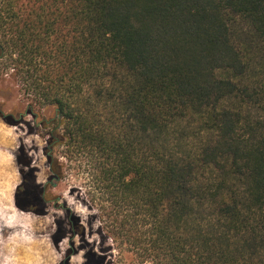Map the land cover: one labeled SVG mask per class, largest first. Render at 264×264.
I'll return each mask as SVG.
<instances>
[{
  "label": "trees",
  "instance_id": "trees-1",
  "mask_svg": "<svg viewBox=\"0 0 264 264\" xmlns=\"http://www.w3.org/2000/svg\"><path fill=\"white\" fill-rule=\"evenodd\" d=\"M0 78L55 111L36 126L96 223L83 264H264V0H0ZM18 161L15 206L45 214Z\"/></svg>",
  "mask_w": 264,
  "mask_h": 264
},
{
  "label": "rangeland",
  "instance_id": "rangeland-1",
  "mask_svg": "<svg viewBox=\"0 0 264 264\" xmlns=\"http://www.w3.org/2000/svg\"><path fill=\"white\" fill-rule=\"evenodd\" d=\"M26 109L27 115L18 119L19 113ZM2 113L6 116L3 117ZM54 116L53 108L31 105L14 83L0 78V259L8 256L14 264H29V261L49 264L56 257H59L57 264H83L86 246H97L98 243L96 223L86 224L90 211L69 192L72 187L78 188L77 180L66 177L57 182L49 172L46 155L50 145L46 141L48 131L36 124L49 121ZM20 149L30 160L41 184L55 182L54 186L46 189L48 202L45 214L21 211L14 204V191L21 181ZM57 196L60 197L58 200L55 199ZM66 207L80 215L86 224L85 229L77 228L76 234L68 232ZM7 225L13 227L9 229ZM24 225L28 227L24 228ZM58 226L65 233L59 243L54 244L53 234ZM102 246L114 245L108 239ZM69 247L74 249L70 253ZM74 257L78 259L74 260ZM111 260L112 264H152L149 261L131 263L120 260L115 250Z\"/></svg>",
  "mask_w": 264,
  "mask_h": 264
},
{
  "label": "clouds",
  "instance_id": "clouds-1",
  "mask_svg": "<svg viewBox=\"0 0 264 264\" xmlns=\"http://www.w3.org/2000/svg\"><path fill=\"white\" fill-rule=\"evenodd\" d=\"M81 211H83V209H81ZM7 227L9 229H11L13 226L12 225H7ZM19 227V226H18ZM24 228H27L28 226L27 225H24L23 226ZM59 259V257H56L54 259H52L49 264H57V260ZM78 258H75L74 257V260H77ZM0 264H14V261L8 257V256H5L3 259H0ZM29 264H40V261H35V262H32V261H29Z\"/></svg>",
  "mask_w": 264,
  "mask_h": 264
},
{
  "label": "water",
  "instance_id": "water-1",
  "mask_svg": "<svg viewBox=\"0 0 264 264\" xmlns=\"http://www.w3.org/2000/svg\"><path fill=\"white\" fill-rule=\"evenodd\" d=\"M27 113H28V110H27V109L24 110L23 112L19 113L18 119H21L23 116L27 115ZM2 116L5 117L6 114L2 113ZM35 118H36V116L34 115V119H35ZM48 148H49V150H48L47 154L50 153V145L48 146ZM51 183H52L53 186L55 185V182H51ZM59 198H60V197L57 196L55 199L58 200Z\"/></svg>",
  "mask_w": 264,
  "mask_h": 264
},
{
  "label": "flooded vegetation",
  "instance_id": "flooded-vegetation-1",
  "mask_svg": "<svg viewBox=\"0 0 264 264\" xmlns=\"http://www.w3.org/2000/svg\"><path fill=\"white\" fill-rule=\"evenodd\" d=\"M35 115V114H34ZM36 116V115H35ZM38 124V123H37ZM63 264H64V262H63Z\"/></svg>",
  "mask_w": 264,
  "mask_h": 264
}]
</instances>
